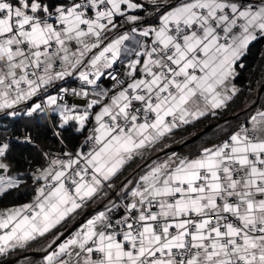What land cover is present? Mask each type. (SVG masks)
Masks as SVG:
<instances>
[{
  "label": "snow or ice",
  "instance_id": "obj_1",
  "mask_svg": "<svg viewBox=\"0 0 264 264\" xmlns=\"http://www.w3.org/2000/svg\"><path fill=\"white\" fill-rule=\"evenodd\" d=\"M261 40L264 0H0V264H264V103L172 150Z\"/></svg>",
  "mask_w": 264,
  "mask_h": 264
},
{
  "label": "trees",
  "instance_id": "obj_2",
  "mask_svg": "<svg viewBox=\"0 0 264 264\" xmlns=\"http://www.w3.org/2000/svg\"><path fill=\"white\" fill-rule=\"evenodd\" d=\"M245 63H246V68L242 72L240 85L243 87L246 86L249 82H251L252 87L255 90L259 88L258 82L261 80L262 77H264V40L256 42L254 45L251 46L249 54L245 60ZM256 96H257L256 91H253L251 95H248L246 93L245 96L238 99L236 103L232 105L229 111L226 112L223 116H221L216 120H205L199 123L196 127L190 128L187 132L178 133L177 140L183 142L184 140L192 137L196 133L203 130L205 127L212 124L222 123L223 121H225V119L231 116H234L231 120H229V122L232 125L239 123V120H243L245 116V113L241 111L245 103H251L252 101H255V103L253 104V109L264 103V91L261 93L257 101H256ZM236 112L240 113L239 120L235 115ZM221 125H224V123H222ZM31 131L34 136L38 137L39 143L44 145H47L49 143H54L51 139V133L47 132L44 128L33 127L31 128ZM218 137H219V130L217 128L212 129L211 131H209L208 133L197 139L195 142L177 150V152L183 154H187L189 152H195L201 145L209 144L211 142L217 141ZM180 143H176L173 146L179 145ZM34 154H35L34 150L30 146L18 145L13 151V163L15 165V170L23 171L24 170L23 166L25 165L26 160L31 159L34 156ZM28 198H29L28 196L21 197L19 192L13 191L10 195L4 198H0V207H6V206H11L13 204L24 203L27 201ZM78 221L79 218L75 222ZM73 224L74 223L70 224L69 228ZM33 252L40 253L37 251H33ZM42 255L43 253H40L39 257H31V258L38 261L40 260Z\"/></svg>",
  "mask_w": 264,
  "mask_h": 264
},
{
  "label": "water",
  "instance_id": "obj_3",
  "mask_svg": "<svg viewBox=\"0 0 264 264\" xmlns=\"http://www.w3.org/2000/svg\"><path fill=\"white\" fill-rule=\"evenodd\" d=\"M264 91V88H259V93L257 94L256 96V101L259 99V96L261 95V93ZM234 116H231L225 120L229 121L233 118ZM225 121H223L222 123H224ZM222 123H217V124H212V125H209L207 127H205L203 130H201L200 132L196 133L195 135H193L192 137L184 140L183 142H181L179 145H175L173 146V149L172 150H179L193 142H195L197 139H199L200 137H202L203 135H205L206 133H208L209 131H211L212 129H215L217 128L216 126L219 124L221 125ZM90 212V211H88ZM88 212L85 213V216H87ZM84 217H80L79 221L77 223H75L74 225H72L69 230H72L74 229L79 223H81L83 221ZM29 257H39L40 256V253H36V252H32V253H28Z\"/></svg>",
  "mask_w": 264,
  "mask_h": 264
},
{
  "label": "crops",
  "instance_id": "obj_4",
  "mask_svg": "<svg viewBox=\"0 0 264 264\" xmlns=\"http://www.w3.org/2000/svg\"><path fill=\"white\" fill-rule=\"evenodd\" d=\"M88 211H91V209H90V210H88ZM79 219H80V218H79ZM75 223H77V222H74V224H75ZM74 224H73V225H74Z\"/></svg>",
  "mask_w": 264,
  "mask_h": 264
}]
</instances>
